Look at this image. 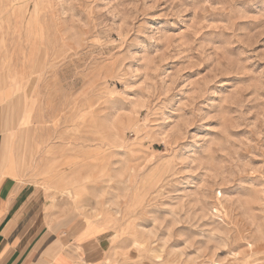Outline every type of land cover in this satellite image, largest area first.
I'll return each instance as SVG.
<instances>
[{
	"label": "rangeland",
	"instance_id": "rangeland-1",
	"mask_svg": "<svg viewBox=\"0 0 264 264\" xmlns=\"http://www.w3.org/2000/svg\"><path fill=\"white\" fill-rule=\"evenodd\" d=\"M0 100L73 264H264V0H0Z\"/></svg>",
	"mask_w": 264,
	"mask_h": 264
},
{
	"label": "crops",
	"instance_id": "crops-1",
	"mask_svg": "<svg viewBox=\"0 0 264 264\" xmlns=\"http://www.w3.org/2000/svg\"><path fill=\"white\" fill-rule=\"evenodd\" d=\"M1 147L0 136V264H73L94 259L101 249L99 234L53 228L45 201L22 177L13 153L3 154Z\"/></svg>",
	"mask_w": 264,
	"mask_h": 264
},
{
	"label": "bare ground",
	"instance_id": "bare-ground-1",
	"mask_svg": "<svg viewBox=\"0 0 264 264\" xmlns=\"http://www.w3.org/2000/svg\"><path fill=\"white\" fill-rule=\"evenodd\" d=\"M11 81H12V80H11ZM21 87H22V86H21ZM20 90H21V89H20ZM17 92H18V91H17ZM11 95H12V93H11ZM28 114H29V113H28ZM28 114H27V115H28ZM24 117H25V116H24ZM26 117H28V116H26ZM21 118H23V117H21ZM26 120H27V118H23V121H26ZM23 121H22V123H24ZM20 123H21V122H19V124H20ZM14 159H15V158H14Z\"/></svg>",
	"mask_w": 264,
	"mask_h": 264
}]
</instances>
